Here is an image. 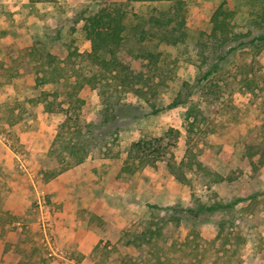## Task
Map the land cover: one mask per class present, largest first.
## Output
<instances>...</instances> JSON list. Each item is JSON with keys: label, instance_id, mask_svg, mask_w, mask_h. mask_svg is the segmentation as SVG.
Wrapping results in <instances>:
<instances>
[{"label": "rangeland", "instance_id": "374dc122", "mask_svg": "<svg viewBox=\"0 0 264 264\" xmlns=\"http://www.w3.org/2000/svg\"><path fill=\"white\" fill-rule=\"evenodd\" d=\"M221 4L232 12V33L241 34L223 59L228 47L209 36ZM114 6L132 24L151 16L175 24L184 16V42L169 45L146 33L156 66L129 58L155 85L148 100L104 84L108 72L88 55L86 18ZM178 7L174 0H0V264H264V164L253 170L245 156L248 132L264 123V41L238 44L264 30V0H184V11ZM141 28L128 31L125 50L141 51ZM244 73L255 83L247 85ZM178 94L181 105L130 118L131 108L143 115L149 103L166 106ZM107 101L118 115L110 131L102 123ZM126 103L130 113L120 114ZM66 115L95 124L86 134L94 150L46 179L43 170L65 165L57 134L69 137ZM254 135L264 152V133ZM140 139L154 141L163 155L138 162L123 181L118 173ZM214 173L222 179L214 182ZM237 198L243 200L216 211H187Z\"/></svg>", "mask_w": 264, "mask_h": 264}, {"label": "trees", "instance_id": "16d2710c", "mask_svg": "<svg viewBox=\"0 0 264 264\" xmlns=\"http://www.w3.org/2000/svg\"><path fill=\"white\" fill-rule=\"evenodd\" d=\"M174 2L176 4H179L178 13H180V11L183 12L184 0H174ZM231 13V11L224 8L223 4H221L214 10L213 15L211 17L212 29L209 36L216 38L218 35L220 37V39H218V43H213V45L215 44L216 47L222 48L223 45L226 44V46L228 47L225 53H223V55L219 57L220 59H223L233 50V47H230V45H228L229 41L232 42L235 38L241 36V34L234 35V33H232L231 31L232 25L231 22L227 19V17L230 16ZM147 23L149 24V28L144 29L143 26ZM172 23L173 21L171 18L166 20H160L159 18L151 16L147 20L143 19V21L141 22H135L132 24L131 22H128L127 11L122 10L120 6L103 7L100 10L89 15L84 23L85 34L91 42V51L88 53V55L94 60H96L101 66V68H103V75L105 74V71L108 72L110 80H105L104 84L113 81L115 83H118L123 88L130 87L135 91L137 95L139 94L144 100H148V94L150 96L154 94L155 85L150 84L151 78L148 77L146 73L137 72L131 68V60L129 58H146L149 62L155 63L156 66V62L158 60L159 55L158 53H155L147 48V43H150L152 39L150 38L147 42H144V40H146L145 35L148 32V35L157 37L158 42L169 45H176L179 42H184L187 36L184 16L180 19V21H177L175 24ZM138 27H142L140 29V35H138L136 39L141 44L139 47L141 51L134 53V51L131 49L125 50L123 48V45L125 44L128 31L130 29L133 30V34L135 35V30ZM154 28L156 29L153 30ZM254 41H264V30L255 36L253 35L251 39H249V41H240L238 44H252L254 43ZM203 43L204 41L201 44L204 45ZM200 50L202 52L203 49L200 48ZM105 54H107V56L109 57H105ZM49 62H47V64H49ZM214 68L215 67L208 68L205 71L204 76L206 77L212 74L214 72ZM244 75L245 76H243L241 79L247 81V85H250L252 82L255 83V81L257 80L255 78H248V75L245 73ZM258 78H260L264 82V79L261 75H258ZM116 90L120 91L122 89L118 88ZM78 101L83 102L82 99H78ZM115 102H118L119 104V99L117 98ZM115 102L107 101V103H105L104 111L102 113V123L108 126L107 131L111 130L112 127H110V125L112 124V120L116 116H118L115 114L116 112L114 113ZM183 102L184 100L180 99V95L178 94V96L175 97L173 101L166 106L154 107V103H149V105L152 106V109L150 111L145 112L143 115L135 113L131 108L132 114L130 115V118L138 119L144 115L147 116L150 114H155L160 112L163 108L175 107L181 105ZM130 107V103L122 104L120 106L121 113H119L123 115L129 114ZM68 108L69 107L63 109L67 111ZM134 109L136 110V112L138 111L137 106H134ZM78 120L79 119H77V116L72 117L71 115H66L65 121L62 125L63 127H65L66 134H68L69 137L68 139H65L62 133L57 134V140H59L60 144L62 145V149L65 151L64 159H62L61 161L63 163L65 162V165L63 164L61 167L55 169L54 171L43 170L46 179L54 177L56 174L60 173L62 170H64L71 164H79L83 162L89 154H92V151L94 149L88 147V144L91 143L94 138H91L89 140L86 137V134L88 135L93 133L95 124L90 121H83V124L81 125ZM257 128L260 129V132L264 133V123L254 126L253 129L248 132L245 144V156L249 158L253 170H257V164H264V152L262 151V147L259 145V142L255 137L256 135H254V131H257ZM83 137L85 138L83 139ZM160 140L161 139H159L158 141ZM130 148L131 150L129 151V157L124 160L123 166L121 167L120 172L118 173V177L121 178V180L123 181L129 180V178L135 173V171L138 170V162H140L142 165L153 164L163 155L161 147L155 146L154 141L152 140L140 139L132 143ZM132 152H134L135 154H132ZM138 152L140 153V158L138 159L137 163H135V157L138 158V155H136ZM256 155H258L257 160L253 158ZM195 162L197 168L204 169L207 173H211L210 167H208L203 160L196 159ZM51 163L54 164L52 162V157L49 158L46 164L47 166H49ZM190 165L191 164L189 163V166ZM169 167H172L170 163ZM175 174L176 178L179 181H184L186 178L184 173L182 172H175ZM221 179L222 177L220 175L215 174L213 181L217 182ZM241 200L243 199L237 198L229 204H222L220 202L211 205L199 204L195 208L188 207L187 211L189 213H193L194 215H199L202 212L216 211L220 208L234 206ZM155 207L158 209L165 208L161 205H155ZM194 215L192 217L193 219H195ZM129 262L131 264H134L135 260L129 259Z\"/></svg>", "mask_w": 264, "mask_h": 264}, {"label": "built area", "instance_id": "2783aa9c", "mask_svg": "<svg viewBox=\"0 0 264 264\" xmlns=\"http://www.w3.org/2000/svg\"><path fill=\"white\" fill-rule=\"evenodd\" d=\"M61 252V254H62V251H60Z\"/></svg>", "mask_w": 264, "mask_h": 264}]
</instances>
